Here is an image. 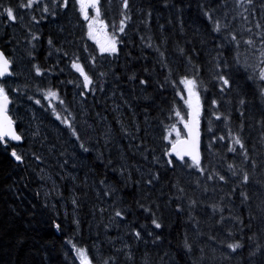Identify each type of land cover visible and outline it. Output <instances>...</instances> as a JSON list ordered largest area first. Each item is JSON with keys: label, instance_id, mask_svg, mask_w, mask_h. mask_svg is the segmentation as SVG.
Returning a JSON list of instances; mask_svg holds the SVG:
<instances>
[{"label": "trees", "instance_id": "16d2710c", "mask_svg": "<svg viewBox=\"0 0 264 264\" xmlns=\"http://www.w3.org/2000/svg\"><path fill=\"white\" fill-rule=\"evenodd\" d=\"M68 1L70 4L68 8L57 9L58 15L55 18L41 20L39 24L29 23V10L18 9V12L25 13L22 21L15 24L0 22V49L13 60V68L19 66L22 74L15 77L19 84L27 82L32 85L33 81H42L41 86L47 85L58 91L65 104L62 106L57 100H53L52 104L62 116L65 114L63 112L65 106L74 114L73 124L92 151L82 153L74 146V137L64 125L55 120L51 108L45 111L41 107L46 106L48 101L41 98L35 86L20 92L22 102L19 101L16 92H9L13 97L9 113L15 121L17 131L23 137L21 144L15 145L12 142L9 144L16 146L18 153L24 154V162L22 164L15 162L9 152H5L0 145V264H80L73 245L86 249L89 257L96 258L97 261L100 257L114 255L116 264H129L124 256V251H127L123 249L125 243L131 245L134 264H144L145 259L149 264H193L199 261L200 248L205 250V258L200 264H248L247 247L253 242L247 240V235L252 231L259 234L261 228L259 220L253 222L251 231L244 229L245 250L242 256L230 262H221L218 259L219 252L215 253L213 258L212 248L218 245L209 240L207 235H216L218 230L209 229L202 223L201 229L207 234L197 236L187 218L186 201L185 212L182 215L175 212L174 204L165 206V202L175 191L171 188V183L177 175L181 177L188 196L204 201V205L198 204L193 212L201 221L210 211L206 207L207 204L216 202L221 197H224L227 203L226 194L229 192V186H224L223 190L219 187L213 190L210 183L209 191L205 194L197 189L195 184L189 183L194 177L179 169L176 173L170 172L152 162L153 152L157 157H162L167 146V141L162 139L164 129L176 119L174 116L168 119L170 110L178 107L182 114L186 112L184 101L176 92L182 89L179 78L184 74L185 56L188 55L192 57L194 64L200 66L199 77L202 84L199 91L203 106L202 157L208 155L206 145L209 136L226 133L224 125L214 117H211L212 133L207 132L211 99L217 100L219 110L231 111L230 127L235 132L239 125L235 99L237 91L245 95L249 101L245 105L246 116L252 117L244 121L242 138L250 155L253 154L255 146V158L258 162L264 155V146L260 143L264 129L256 123V120L264 116V104H261L257 96L259 81L249 80L248 73L233 69L231 70L232 79L235 81L233 89L226 91L222 96L218 82L212 80L209 70L211 68L209 61L216 56V50L211 43L214 34L209 31L211 25L203 15V10L212 9L213 15L217 17L223 16L227 10L231 19L235 11L234 0H129L131 19L126 21V35L123 36L124 43L119 46V58H110L104 62L105 68L111 64L119 79L109 75L104 91H97L93 96L85 90L83 97L78 94L80 91L76 87L78 74L71 69L69 59L75 53L82 63H90L86 57L89 53L98 56V48L88 38L87 28L79 10L74 6V0ZM3 2L15 6L18 0ZM121 3L122 0H100L101 17L109 25L110 33L113 31L112 25L118 26L119 20L123 18L119 14ZM254 7V14L246 13L250 23H245L240 17L232 22L231 27L238 38L241 35L245 38L249 36L244 29L255 22L264 25L261 0H255ZM149 11L150 16L147 14ZM32 14H35L37 19L40 18L38 11ZM25 24L40 36L39 41L32 42L36 45L35 62L42 69L55 66L51 74L46 72L45 75L36 77L31 71V58L27 56L30 45L25 40L28 36L27 29L23 26ZM256 31L253 27V32ZM49 37L54 45L51 55L47 44ZM141 37H144L143 41ZM202 40L205 42L202 43ZM149 42L152 47L147 46ZM84 46H87L88 52L83 50ZM156 47L164 53L165 62L173 70L170 79L176 81L174 85L164 84L162 89L158 82H164L167 69L162 68L158 62L161 57L155 51ZM55 48L67 51L69 57H63V51L57 53ZM178 48H183L184 54H181ZM193 49L196 51L193 52ZM232 55L234 53L224 51V58L228 59L230 65ZM240 56L241 60L247 56L250 63L255 62L251 50L243 43L240 46ZM132 73H135L137 78L135 81L127 79ZM189 74L191 75V72ZM140 78L148 79L151 86L147 88L140 86L138 84ZM69 80L72 83H68ZM30 95L41 99V105L29 100ZM117 120L133 131L135 125H139V132H134L136 139L125 136L120 131L121 125ZM37 129L38 134L33 135ZM106 132L110 133L107 144ZM226 142L217 140L212 146V152L217 154L214 159L221 171H224V166L223 162L219 161V156H226L229 160L232 157V154L226 151L224 146ZM98 153L102 159H97ZM35 156H40L41 159L36 160ZM109 160L111 164L108 163ZM121 164H125L132 174L131 182L126 185L118 172L113 171V168H118ZM137 168L140 172H137ZM149 169L159 170L160 174L159 183L152 187L151 191L143 183L139 185L135 183L141 177V173H146ZM127 174L125 172V176ZM102 179L115 186L117 205L121 208H130L127 219L135 221L138 225L152 227L148 223L147 214L137 208L138 199L145 203L155 201L160 204L157 215L161 218L162 228L155 230L161 235L159 241L152 243L153 237H147V243L136 242L126 234L127 229L123 224L117 227L112 223L103 230L107 225L103 222L107 220L110 223L113 212L103 197L97 199L94 189L101 187L99 181ZM46 192L49 193L47 197ZM145 193L148 195L145 196ZM73 195L78 200L77 205L71 203ZM232 206L233 211L242 214L247 223V213L238 197H232ZM101 207L106 211L101 213L99 211ZM53 221L61 225L60 230L54 227ZM185 232L193 242V251L190 254H185L181 247ZM240 235L241 233L237 232V238ZM116 249L123 250L117 252Z\"/></svg>", "mask_w": 264, "mask_h": 264}, {"label": "snow or ice", "instance_id": "6c2138e0", "mask_svg": "<svg viewBox=\"0 0 264 264\" xmlns=\"http://www.w3.org/2000/svg\"><path fill=\"white\" fill-rule=\"evenodd\" d=\"M79 4V12L87 23V36L93 40L98 48V56L93 53H89L86 57L90 63H82L80 57L75 53L69 59L70 67L78 74L76 87L80 89L79 96H85V90L95 95L97 91H104V85L107 82V77L111 75L115 79H119V76L114 71L113 67L109 63V66L105 68L104 62L111 59H118L120 53V45L124 43L123 36L126 35L125 27L126 21L131 19L129 12V0H122L120 4V16L123 18L119 20V25H112L113 31L109 34L107 29L109 25L105 23V20L101 17V4L100 0H76ZM255 0H234L235 11L229 19L228 11L226 10L221 17L213 15V10H203V15L211 25L210 33L214 34L211 39L213 48L216 50V56H214L209 64L211 68V78L213 81L218 82L220 93L223 94L226 91L233 89L235 81L232 79L231 70L237 72L243 70L248 73L247 78L253 81H259L257 86V96L264 104V25L260 22H255L252 26L246 27L245 32L250 35L246 38L241 35L238 38L235 30L231 27L232 22L240 17L245 23H250L247 14H254L255 12ZM68 8V0H18L17 5L12 6L5 4L3 0H0V22L6 21L10 24H15L18 21H22L25 13L18 12V9L29 10L30 20L29 23L35 22L39 24L41 20H46L48 17L55 18L58 15L57 9ZM88 9L94 11V15L90 16ZM261 10L264 11V0H261ZM40 13V18L37 19L34 12ZM149 16L151 12L147 13ZM28 32V36L25 40L30 45L27 56L31 58L30 68L34 72L36 77H41L45 73L51 74L55 66L42 69L39 64L35 62L34 49L36 45L33 41H39L40 36L33 32L27 24L23 25ZM163 27V26H161ZM253 27L257 30L253 32ZM117 33L121 34L118 35ZM103 35L104 39L101 40L98 36ZM30 37V39H29ZM144 40V37H141ZM150 41V38H149ZM204 43L205 41H201ZM243 43L247 46V49L251 50L252 57L255 58L254 63L249 62L247 56L241 60L240 46ZM49 46V55L51 50L54 48L53 40L51 37L47 39ZM257 44L259 45L257 47ZM148 47H152L151 42L147 44ZM88 52L87 46L83 49ZM227 50L232 55V64H229L227 58H224V51ZM57 53L63 51L60 48H55ZM155 51L161 57L160 61L162 68L167 69L164 82H158V86L162 89L164 84H175L176 81L170 79L172 77L173 70L165 62L164 53L160 51L159 47L155 48ZM181 54H184L183 48H178ZM193 52L196 50L193 49ZM63 57H69L67 51H63ZM99 57V59H98ZM186 65L184 74L179 78V84L183 85L182 89H178L176 95L180 96V99L184 101L186 106V112L182 114V110L178 107H174L170 110L168 119H172L174 116L175 122L166 126L162 139L167 141V146L163 150L162 157H157L155 153L152 154L153 164L160 165V167L166 170L176 173L177 169L187 174L188 176L194 177L189 183L195 184L196 188L202 193L209 191V184L211 183L212 189L215 190L219 187L223 190L224 186H229V192L226 194L228 197L227 203L224 201V197H221L218 201L209 203L206 205L209 212L206 213L203 221L193 215V212L197 208L198 204L203 206L204 201H199L196 198L187 195V190L181 181L179 175L171 183V188L174 189V193L169 196L165 202V206H172L174 204V210L177 214H184L185 204H187V218L192 224L193 231L197 236L205 235L201 229V224H205L209 229L216 228V235H208V239L214 241L218 247L212 248L213 258L215 253L219 252V260L232 261L235 258L242 256L245 250V235L244 229L247 228L249 231L252 229L254 221L259 220L261 228L259 234L252 231L250 235H247V240L251 243L247 247V258L248 264H264V155H262L259 162L255 158L256 149L253 146V154L250 155L248 148L242 138V132L244 129L245 119H252L251 116H246L245 105L249 103L246 96L241 92H236V111L239 113V125L237 130L234 132L231 123V111L225 109L224 111L219 110L217 107V100L211 99V108L209 111V118L207 119V132L212 133V119L214 117L216 121H220L226 129L225 134H212L209 136V142L206 145L207 156L202 157L201 154V114L202 104L200 98V87L202 81L199 77L200 66L193 63L190 55L185 56ZM251 70V71H249ZM62 72L63 69H60ZM147 71V69H145ZM191 72V75L189 74ZM19 66L13 68V60L5 56L3 51H0V145L3 146L5 152H9L10 156L15 162L22 164L24 162V154L18 153L16 146H11L10 141L21 142L23 141L22 135L18 134L14 127V121L11 115H9L8 105L11 103L9 98V92H21L23 89L35 86L36 92L39 93L43 100L48 101V104L41 105V99L35 98L34 95L28 96L29 100H34L36 105H41L45 111L51 108V114L55 117L56 121H59L60 125H64L67 130L74 137L73 144L78 147L82 153H89L92 149L82 140L81 135L77 131L73 124L75 120L74 114L69 111L65 106L63 116L57 110L56 106L52 104L53 100H57L60 105H64V100L60 97L57 90L47 85L41 86V82L33 81L32 85L25 82L23 85L19 84L14 78L21 75ZM82 78V79H81ZM129 81H135L137 78L135 73L128 75ZM68 83H72L71 80ZM138 84L144 88L150 87L151 82L146 78H140ZM186 93V96L183 94ZM127 103V101H125ZM119 107V106H117ZM117 123L121 125L120 131L132 139H136L134 132H139V125H135L134 131L125 127L123 123L117 120ZM256 123L264 129V116L256 120ZM178 125H182L179 127ZM38 134L37 132L33 135ZM110 133H105V143H108ZM227 141L225 148L228 153L232 154L231 160L226 156L220 155L219 161L223 162L224 171H221L218 167L217 161L214 159L216 153L212 152L213 142L215 141ZM260 143L264 146V132L261 133ZM139 147V145H137ZM35 155V154H34ZM63 155V153H62ZM147 160V156L144 157ZM239 158V162H237ZM36 160H40V156H35ZM97 159H102L100 154H97ZM67 163V160L64 161ZM111 164V160L108 161ZM75 167V164L73 165ZM140 172V169H136ZM113 171L118 172L121 180L126 185L132 180V174L128 171L125 164H121L118 168H113ZM127 172V176H125ZM43 179V177H41ZM75 179V177H73ZM160 181L159 170L149 169L146 173H141V177L135 181L137 185L143 183L149 191ZM203 181V182H202ZM99 189L96 191L97 199L103 197L107 202L108 206L112 209L113 215L110 217V223L105 225V228L115 223L117 227L123 224L127 229L126 234L130 235L136 242L147 243V237H153L152 243H156L161 239L160 233L155 230L162 228L161 218L157 215L160 211V204L155 201L145 203L143 200L138 199L136 206L142 210L143 213L147 214L148 223L152 226L149 228L145 224H136L135 221H129L127 219L130 208H121L117 205V189L112 184L105 180H100ZM55 190V187L53 188ZM49 193H45L47 197ZM148 193H145L147 196ZM232 197H238L240 204L244 206L247 213V223L242 214L235 213L232 206ZM251 201V203H249ZM71 203L77 205L78 200L75 195L72 196ZM47 207V204L44 205ZM55 208V205H53ZM227 208V215H225V209ZM101 213L106 211L105 208L99 209ZM230 223L226 224L225 222ZM78 223V222H77ZM54 227L57 230L61 229L59 223L53 221ZM237 232L241 233L237 238ZM71 242V241H69ZM181 247L185 254H190L193 251V242L190 241L187 232L184 233ZM73 249L77 253V258L80 264H116V257L110 255L108 257H100L98 261L96 258L89 257L87 250L84 248H76L73 245ZM124 256L129 264H134V255L131 250V245L125 243L123 245ZM123 249H116L117 252ZM199 261L193 262V264H200L204 260V248H200ZM167 255V253H165ZM259 259H256V258ZM144 264H149L147 259L144 260Z\"/></svg>", "mask_w": 264, "mask_h": 264}, {"label": "rangeland", "instance_id": "374dc122", "mask_svg": "<svg viewBox=\"0 0 264 264\" xmlns=\"http://www.w3.org/2000/svg\"><path fill=\"white\" fill-rule=\"evenodd\" d=\"M40 14V13H39ZM90 16H92L93 14L92 13H89ZM86 27H87V23H86ZM107 32L110 34V31L109 29H107ZM99 39L103 40L104 37L103 35H100L98 36ZM93 41V40H92ZM94 42V41H93ZM182 88H183V85H182ZM185 96H186V93H183ZM20 95V92H16V96L20 99L19 101L22 102L23 100L21 99V97L19 96ZM179 127H181L180 125H178ZM59 161V159H58ZM103 224H109V222L106 220L103 222ZM106 228L104 227L103 230H105ZM106 242V241H105ZM107 243H111V242H107Z\"/></svg>", "mask_w": 264, "mask_h": 264}, {"label": "flooded vegetation", "instance_id": "af4514ba", "mask_svg": "<svg viewBox=\"0 0 264 264\" xmlns=\"http://www.w3.org/2000/svg\"><path fill=\"white\" fill-rule=\"evenodd\" d=\"M74 2H75V4H74V6L79 10V4H77L76 3V0H74ZM70 4H69V1H68V6H69ZM88 12L89 13H92L93 15L95 14L94 13V11L92 10V9H88ZM48 18H52V17H48ZM82 21L84 22V25H85V27H86V21H84V19H83V17H82ZM87 28V27H86ZM14 66V65H13ZM14 79H16V78H14ZM11 96V95H10ZM11 99H12V101H13V97L11 96Z\"/></svg>", "mask_w": 264, "mask_h": 264}, {"label": "water", "instance_id": "95a60500", "mask_svg": "<svg viewBox=\"0 0 264 264\" xmlns=\"http://www.w3.org/2000/svg\"><path fill=\"white\" fill-rule=\"evenodd\" d=\"M0 51H2L1 49H0ZM5 54V53H4ZM5 56H7L6 54H5ZM8 57V56H7ZM9 98H10V96H9ZM10 100H11V98H10ZM11 105H12V100H11V103L8 105V109H9V111H10V107H11ZM9 115H10V113H9ZM14 121V120H13ZM14 127L16 128V130H17V127H16V124H15V121H14ZM18 132V131H17ZM18 134H19V132H18ZM10 142H12L13 144H15V145H19V144H21V142H16V141H10ZM23 142V141H22Z\"/></svg>", "mask_w": 264, "mask_h": 264}, {"label": "bare ground", "instance_id": "6f19581e", "mask_svg": "<svg viewBox=\"0 0 264 264\" xmlns=\"http://www.w3.org/2000/svg\"><path fill=\"white\" fill-rule=\"evenodd\" d=\"M76 93V92H75ZM79 93V92H78Z\"/></svg>", "mask_w": 264, "mask_h": 264}]
</instances>
